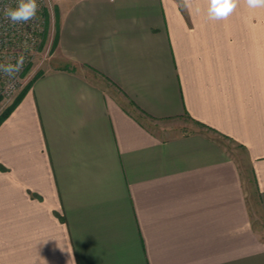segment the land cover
Returning a JSON list of instances; mask_svg holds the SVG:
<instances>
[{
  "label": "crops",
  "instance_id": "0c3cea01",
  "mask_svg": "<svg viewBox=\"0 0 264 264\" xmlns=\"http://www.w3.org/2000/svg\"><path fill=\"white\" fill-rule=\"evenodd\" d=\"M52 2L0 123V264H264V9Z\"/></svg>",
  "mask_w": 264,
  "mask_h": 264
},
{
  "label": "built area",
  "instance_id": "2783aa9c",
  "mask_svg": "<svg viewBox=\"0 0 264 264\" xmlns=\"http://www.w3.org/2000/svg\"><path fill=\"white\" fill-rule=\"evenodd\" d=\"M39 2L41 7L36 21L13 25L5 19L3 10L5 7H15L17 0H0V63H15L16 58L24 57L23 70L15 80L0 72V101L16 96L34 77L31 79L29 67L42 43L48 20L47 0Z\"/></svg>",
  "mask_w": 264,
  "mask_h": 264
},
{
  "label": "clouds",
  "instance_id": "9594fccd",
  "mask_svg": "<svg viewBox=\"0 0 264 264\" xmlns=\"http://www.w3.org/2000/svg\"><path fill=\"white\" fill-rule=\"evenodd\" d=\"M185 8L191 9L194 0H182ZM207 4V18L213 21L226 20L238 7L244 3L249 9H264V0H204ZM41 4L39 0H17L15 7H5V19L13 25L26 24L38 19ZM200 11L199 8L196 9ZM24 67V57L16 58L15 63H0V72L12 80L18 78ZM11 87V85H10Z\"/></svg>",
  "mask_w": 264,
  "mask_h": 264
},
{
  "label": "rangeland",
  "instance_id": "374dc122",
  "mask_svg": "<svg viewBox=\"0 0 264 264\" xmlns=\"http://www.w3.org/2000/svg\"><path fill=\"white\" fill-rule=\"evenodd\" d=\"M52 1L53 0H47V4H48L47 11H46L47 13H49L50 10L54 11V3ZM56 30H57V25H56L55 17H54V20H52L51 22L50 15H49L42 43L40 44V47L35 56L34 62L29 67V70L31 69L30 71L31 79L33 76H35L39 72L41 71L43 72L44 70H46V68L50 67V64L52 61L51 60V54L53 51L52 48H54V44L57 38ZM20 92L12 98L3 99L4 101L3 100L0 101V117L5 113V111L9 108V106L14 102V100L20 94ZM142 117L146 120L147 123L151 125L159 126V125L171 124L173 125V129L175 130V132H188L192 130L191 123H189V121H186L184 117H177V118L166 119V120H152L147 117H144L143 115ZM227 150L232 155L241 158L243 166L244 167L246 166L245 162L247 159L245 158V153L240 146H237L234 143L229 142L227 144Z\"/></svg>",
  "mask_w": 264,
  "mask_h": 264
},
{
  "label": "trees",
  "instance_id": "16d2710c",
  "mask_svg": "<svg viewBox=\"0 0 264 264\" xmlns=\"http://www.w3.org/2000/svg\"><path fill=\"white\" fill-rule=\"evenodd\" d=\"M56 43V41H55ZM37 75V74H36ZM35 75V76H36ZM33 77V79L35 78ZM33 79L26 85V87L20 92V94L16 97L14 102L9 106V108L5 111V113L0 117V123L10 114V112L15 108V106L18 104V102L21 100L22 96L26 92L27 88L31 85Z\"/></svg>",
  "mask_w": 264,
  "mask_h": 264
}]
</instances>
